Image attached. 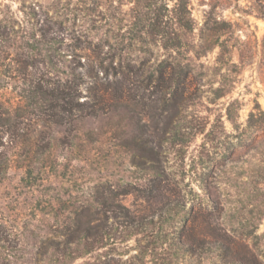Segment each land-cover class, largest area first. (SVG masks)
Returning <instances> with one entry per match:
<instances>
[{
  "label": "rangeland",
  "instance_id": "374dc122",
  "mask_svg": "<svg viewBox=\"0 0 264 264\" xmlns=\"http://www.w3.org/2000/svg\"><path fill=\"white\" fill-rule=\"evenodd\" d=\"M177 1L0 0V264H264V0Z\"/></svg>",
  "mask_w": 264,
  "mask_h": 264
},
{
  "label": "trees",
  "instance_id": "16d2710c",
  "mask_svg": "<svg viewBox=\"0 0 264 264\" xmlns=\"http://www.w3.org/2000/svg\"><path fill=\"white\" fill-rule=\"evenodd\" d=\"M187 7H188V2L185 0H178L177 1V7L175 8V13H176V19L177 22L182 25V23L185 20V15L186 13H188L187 11ZM186 11V12H185ZM160 24H159V32L161 33V37L163 39V48L165 49H176L177 47H179L180 45V38L179 37H173L171 31H170V27L168 26L167 22L164 21V17L161 18L160 20ZM261 116H257L255 114V112H251L250 114V118L249 121L251 124H257V123H264V112H260ZM0 115H5L7 117H10V110H8L7 108H4L2 106H0ZM3 118L0 117V121ZM9 119V118H8ZM3 123L4 125H8V120L3 119ZM6 122V123H5ZM264 139V138H263ZM264 141V140H263ZM6 160V161H5ZM8 169V162L7 159H4V161H2V163H0V180L3 178V176L5 175L6 171ZM177 251L181 252V251H185L183 248H185L183 245H181V243L177 244ZM222 246V245H221ZM186 249V248H185ZM201 249V248H199ZM195 252V248L190 246L187 250V252ZM207 252H212V248H207L206 250ZM218 251V249H217Z\"/></svg>",
  "mask_w": 264,
  "mask_h": 264
}]
</instances>
